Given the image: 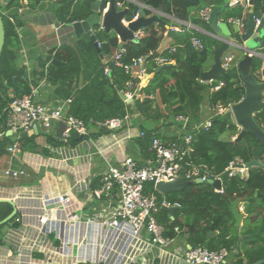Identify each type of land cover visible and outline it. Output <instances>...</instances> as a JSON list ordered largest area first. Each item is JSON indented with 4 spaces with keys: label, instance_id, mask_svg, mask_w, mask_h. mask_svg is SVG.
<instances>
[{
    "label": "trees",
    "instance_id": "16d2710c",
    "mask_svg": "<svg viewBox=\"0 0 264 264\" xmlns=\"http://www.w3.org/2000/svg\"><path fill=\"white\" fill-rule=\"evenodd\" d=\"M25 0H5L0 3V11L6 30V40L0 59V126L5 130L7 109L13 98L30 94L33 87H39L43 81L49 83L55 96L61 100L72 98L69 113L83 119L90 128L88 136L98 138L111 131L97 128L96 122L112 117L124 118L131 113H138L145 119L163 118V126L174 125L179 116L197 117L203 103L208 99L212 108L227 106L239 102L245 95V86L236 66L211 84L200 80L204 66L213 53L215 40L207 35L196 34L185 29H167L166 22H152L142 29V35L123 44L124 51L116 65L115 54L121 48L116 33L95 28L100 50L87 34L76 38L72 43H62L52 48L46 55L37 58V65L28 72L20 63L21 40L18 27L22 25L19 9ZM28 6L36 7L42 0H27ZM99 0H58L55 12L60 22L71 25L89 17L94 11L92 6ZM110 0H100L101 12ZM148 7L161 9L168 14H175L180 20H189L192 9L203 8L205 0H140ZM223 0H219L221 2ZM128 4L126 0H115ZM264 0H255V11L264 13ZM163 7L161 8V6ZM228 18L244 19L245 9L241 4L225 7ZM141 8L130 3L126 20L131 21ZM101 14V13H100ZM151 12L145 9V15ZM12 17L14 21L11 20ZM195 23L209 28L207 19L200 15L193 19ZM245 20V19H244ZM198 37L203 42V49H196L191 39ZM264 50V38L262 39ZM175 51L171 52V48ZM146 58V72L153 74L148 84L138 90L144 98H137L126 103L119 95L117 86L127 93L128 86L136 89L140 83L133 77L127 66L134 59ZM158 57L167 58L172 65L160 71ZM168 64V63H166ZM110 72L106 73V68ZM262 59L253 56L252 73L261 79ZM218 90L211 91L215 86ZM159 105L155 107L154 105ZM255 119L264 129V110L257 113ZM170 120V121H168ZM209 127L202 128L193 137V158L196 163L208 164L213 173L225 171L232 161L249 162L262 158L264 145L254 134L247 132L236 142L233 138L224 139L229 133L232 137L238 133L231 113L215 114ZM146 136H139L136 142L148 158H154L150 149L151 135L159 128L150 131L143 125ZM6 133L0 139V152L4 147ZM78 135L72 133L71 143H78ZM147 192L155 193L159 204L164 200L178 202L180 209L172 219L160 208L159 221L166 225V235L186 236L191 245L202 244L209 249H237L238 255L230 264H251L264 259V169L250 168L249 177H228L224 175V193L215 191L211 183H194L185 189L163 195L154 190L153 184L147 185ZM244 198L246 201L244 224L236 227L231 211V201ZM179 227L180 232H176ZM217 232L209 236L210 232Z\"/></svg>",
    "mask_w": 264,
    "mask_h": 264
},
{
    "label": "crops",
    "instance_id": "0c3cea01",
    "mask_svg": "<svg viewBox=\"0 0 264 264\" xmlns=\"http://www.w3.org/2000/svg\"><path fill=\"white\" fill-rule=\"evenodd\" d=\"M210 1L222 7L217 15L219 21H227L231 27L237 24L236 18L227 17L225 7H227L230 0H223L221 2L219 0ZM251 1L255 3V0H250L249 2L247 0H239L238 3L245 9V20L242 19L245 24L247 23L249 11L251 9L255 11L254 3L252 5ZM23 3V12L19 13L22 25L18 27L22 45L20 54L23 56V59H21L23 64L32 68L37 65V58L39 56L46 55L52 48L62 43L74 42L77 36L72 24L67 25L59 21L55 12L59 8L56 7L58 0H42L36 7L28 6L27 0ZM234 5L237 4H229V6ZM124 7L121 6L119 8L122 9ZM148 8L156 10L152 7ZM208 8L209 5L207 3L203 8L192 9L191 18L189 20H181L184 23H177L175 21L171 25L168 20L169 24H166V28L168 30L175 29V27L181 30L183 28L196 34L210 36L215 40L217 44L215 48H217L222 42L212 35L210 28H205L193 20L203 15L204 11ZM165 14L174 17V19L177 17L175 14ZM255 14L256 16L262 15L260 11H255ZM257 51V56L262 59L260 74L262 76L261 79H264L262 74V70H264V50L260 48ZM233 55L234 52L231 51L227 52L224 56ZM240 55L243 56L244 53ZM212 63L213 53L210 54L204 70L208 69ZM234 63L235 59L233 58L232 65ZM142 67L145 68V76H142V74L140 76L136 75L135 77L140 79L139 85L135 90L129 85L127 91L132 96L137 95V98L140 97L141 99L144 98V95L139 93L138 90L147 85L153 76V74L146 72V62L143 63ZM144 82L145 84L143 85L142 83ZM41 86L43 87V93L38 90V94H40L43 102L55 105L61 101V99L55 96L53 88L49 83L43 81ZM205 103H203V107ZM205 107L210 109L209 105H205ZM214 115H211L209 112H203L197 117L190 116L188 117L189 127L205 124ZM163 121V118L147 120L138 113H131L121 129L111 131L109 134H104L98 138L86 135L83 136V139H80L82 135L76 133L78 135V143L75 145L71 143V140L65 142L61 139L59 136L60 126L49 130L40 128L38 131H29L26 132V137L21 135L20 138L7 131V139H5L4 147L1 148L0 152V198L12 200L15 203L17 212L7 223L0 226L7 225L6 229L0 232V264H102L97 249L92 248V246L78 248L68 243L73 236L72 227L68 224L64 225L63 222L57 221L55 223V230L49 234L46 233L47 235L41 234L42 230L36 216L37 211L42 207L39 196L43 193L71 191L75 195V200L79 203L75 207H79L81 204L84 205V216L90 217L92 213L102 210L105 208L106 203L96 204L92 201V194L94 189L102 182L103 174L109 168V165H121V161L126 156L133 157L140 164H145L149 159H152L142 153L140 146L135 140L139 137L143 125L147 126L150 131L159 128L157 134L163 140H168L169 137L183 132V123L181 121L176 120L174 125L166 126H163ZM0 139H3V137L0 136ZM15 141L23 148L21 153L12 154L7 151V147ZM257 159L264 164V155L262 158ZM254 167L264 169V166ZM7 168L24 169L26 175L18 178L7 176L5 175ZM250 168L246 170L243 178L247 179L249 177ZM237 199H240L238 207L243 213V226L245 217L247 216L245 212L246 201L244 198ZM12 211L13 206L11 204L0 202V221L5 219ZM216 233L218 231H211L209 236ZM174 238L175 240L171 246L166 247L167 255L164 257L161 256V251L158 247L145 252V257L152 264H182V261L177 260L175 255L182 253L191 244L188 242L186 236L176 235ZM232 250L234 255L230 259V262L238 255L236 248ZM60 251L63 254H60Z\"/></svg>",
    "mask_w": 264,
    "mask_h": 264
},
{
    "label": "built area",
    "instance_id": "2783aa9c",
    "mask_svg": "<svg viewBox=\"0 0 264 264\" xmlns=\"http://www.w3.org/2000/svg\"><path fill=\"white\" fill-rule=\"evenodd\" d=\"M238 3L239 0H230L229 2L230 5ZM121 5L119 3L118 7ZM23 9L24 7L20 8L19 13H22ZM107 9L108 7L104 8L101 13L103 14ZM209 9H206L202 15L206 19ZM10 18L14 21L12 17ZM136 18L137 15L134 19ZM177 20L181 21L178 18ZM182 23L184 22L182 21ZM255 23L257 27L264 25V13L261 16H255ZM237 24L244 26L245 23L242 19H237ZM99 29H104L102 24ZM142 33V31L136 33V38L138 39ZM119 41L121 43L120 38ZM191 41L196 49H203L204 45L201 39L193 37ZM123 51L124 48L121 47L116 52V65H122L118 60ZM170 51H175V47L171 48ZM233 58V56H224L223 66L229 69L232 66ZM145 60L146 58L143 57L134 59L132 64L126 67L127 71H130L133 77L144 74L145 68L142 65ZM169 62L171 60L168 61L167 58H157V63L160 65ZM28 70H30L29 72L32 71L30 67ZM108 72L110 69L107 67L106 73ZM213 81L208 83L211 84ZM221 85L222 82L211 90H218ZM38 93V87H33L30 94L13 98L7 109L5 130H1L0 126V136L3 137L7 131H10L12 135L15 134L20 138L22 132L38 131L40 128L49 130L53 127H59L61 123L65 124L61 136L65 142L70 140L73 132L82 136L88 135L90 128L87 123L69 113L72 98L61 100L52 105L47 102L36 101L35 96ZM129 94L132 96L131 93ZM233 104L218 105L215 114L229 112L236 124L232 112ZM128 118L129 115L124 118L112 117L96 122V126L109 131H116L125 125ZM177 120L183 123V132L169 137L168 140H163L157 133L151 135L150 149L154 152L155 157L149 159L147 163L140 164L133 157L126 156L121 161V165H109L103 174L102 182L92 194V201L96 204L105 202V208L92 213L90 217L84 216L83 204L75 207L79 203L71 191L40 195L42 207L37 211L36 216L42 230L41 234H49L55 230L57 221L63 222L64 225L68 224L72 227L73 233L68 243L78 248L92 246V248L97 249L102 264H152L145 257V252L154 247L160 249L162 257L167 255L166 247L171 246L175 238L166 235V225L159 221L157 213L162 205L180 207V204L166 199L159 204L157 195L154 192H147V185L152 183L154 190L158 191V183L164 181L180 179L190 181L193 184H205L209 183V180L218 179L221 181V188L213 187L215 191L224 193V175L243 178L248 169L237 166V163L245 164L241 160L230 162L225 171L221 173H213L208 164L196 163L193 158V137L202 128L209 127L211 122L189 127L188 117L181 115ZM237 127L240 132V126L237 125ZM146 135L147 132L145 131L139 133V136ZM7 151L12 154L21 153L23 148L15 141L7 147ZM5 175L18 178L26 175V171L7 168ZM174 230L180 232L179 227H175ZM59 253L61 254L62 251ZM233 255V250L226 247L209 249L202 244H195L189 245L187 249L175 257L177 260H181L182 264H230Z\"/></svg>",
    "mask_w": 264,
    "mask_h": 264
},
{
    "label": "water",
    "instance_id": "95a60500",
    "mask_svg": "<svg viewBox=\"0 0 264 264\" xmlns=\"http://www.w3.org/2000/svg\"><path fill=\"white\" fill-rule=\"evenodd\" d=\"M206 1L210 8V13L207 17L210 31L212 35L215 38L219 39L222 43L219 47L214 49L213 63L208 69L203 70L200 80L202 82H209L211 80L218 79L223 74H226L229 69L223 66V57L227 52H234L233 56L235 59V63L233 65L237 67L242 83L245 86L244 97L239 102H236L232 105V112L235 122L241 128L239 134L234 140L238 142L247 132H250L254 134L255 137L264 145V129L262 125H260L255 119V115L264 110V79H258L251 70L253 56H257V50L263 48L262 39L264 38V25L260 27L256 26V14L255 11L251 9L247 16V23L244 25L245 28H243L244 26H241L239 24L231 27L227 21H219L217 18V15L222 7L214 4L210 0ZM130 3L131 2L128 1V4L124 8L120 9L117 6L115 0H110L108 3L107 11L102 14L100 0L95 2L92 6L94 12L89 15V17L84 20L75 21L72 23L77 38L81 37L83 34H87L90 39L95 42V45L100 50V45L99 41L97 40L95 28L100 27V25L102 24L104 28L103 30L107 32L113 31L117 34V36L121 40L120 47H122L124 43L136 40V33L142 31V29L150 23L166 22L157 14L146 16L145 8H141L139 10L137 18L135 20L126 22ZM253 3L254 2L251 1L252 5ZM162 7L163 5L161 6V8ZM234 35H236V37H234ZM5 40L6 30L3 16L1 15L0 11V59L5 45ZM241 53H244V55L241 56ZM145 62L146 60L144 61V63ZM169 65H172V63L160 65L156 69V72ZM262 74L264 76V70H262ZM117 89L119 91L120 97L126 103H132L137 99V95L130 96V94L122 91L119 86H117ZM38 90L43 93V87L41 85L38 87ZM59 128V136L61 137L65 129V124L61 123ZM22 136L26 137L27 133L22 132ZM80 139H83V136H81ZM237 166L250 168L254 166L263 167L264 164L257 158H254L251 161L246 162L245 164L237 163ZM209 183H211L216 188H221V181L218 179L209 180ZM190 185V181H183L178 179L174 181L160 182L157 185V189L163 194H169L172 192L181 191ZM0 202H7L13 206V211L5 219L0 221L1 226L7 223L16 214L17 209L15 203L10 199L0 198ZM239 202L240 199H235L230 203L231 211L234 215L237 227H241L243 221V213L239 210L238 207ZM179 209V206L162 205V210L166 211L172 219ZM251 264H264V259H260Z\"/></svg>",
    "mask_w": 264,
    "mask_h": 264
},
{
    "label": "rangeland",
    "instance_id": "374dc122",
    "mask_svg": "<svg viewBox=\"0 0 264 264\" xmlns=\"http://www.w3.org/2000/svg\"><path fill=\"white\" fill-rule=\"evenodd\" d=\"M127 2L128 1H130V2H132V3H135V4H137L139 7H142V8H147V9H151V8H148V6L146 7V5L142 2V1H140V0H126ZM0 3H5V0H0ZM122 5V7H124V4L123 3H121ZM121 6H119V7H121ZM108 7V6H107ZM150 12H151V14L152 13H154V14H157L158 16H160V17H162V18H164V19H167V20H169L170 21V23H171V25H173L172 24V22H177V23H182V21H178L177 20V17H175V19H174V17H170V16H168L167 14H165V13H163L162 12V10L161 9H156V10H150ZM150 14V15H151ZM126 22H128L127 20H126ZM170 26V25H169ZM169 28V27H168ZM175 29H177V30H181V29H179V28H177V27H175ZM183 29V28H182ZM95 33H96V31H95ZM20 59H23V56H22V54H20ZM20 63H22L23 64V62H22V60H20L19 61ZM23 65H25V64H23ZM25 67H26V69L28 70V67L25 65ZM31 70H33V67L32 68H30ZM30 70H28V72H29ZM146 74V73H145ZM145 74H142V76H145ZM152 74V73H151ZM222 76V75H221ZM220 76V77H221ZM219 77V78H220ZM208 83V82H207ZM143 85L145 84V82L144 83H142ZM128 93V92H127ZM129 94V93H128ZM35 100L36 101H42V98H41V96H40V94H37L36 96H35ZM208 103V104H206V103ZM204 107L202 106V109H201V111H200V113H203V112H209L211 115H213V114H215V112H217V110H218V108H212L211 107V105L209 104V102H208V99H206L205 101H204ZM160 105V104H159ZM158 105V103H156L154 106L155 107H157V106H159ZM205 105H209L210 106V109H208V107H205ZM161 107H162V105H160ZM200 113H199V115H200ZM256 116V115H255ZM203 118H204V116H203ZM202 117H201V119H203ZM168 121H170V120H168ZM239 134V131H238V133L235 135V136H231L229 133H226L224 136H223V138L224 139H230V138H233V139H235L236 137H237V135ZM6 226L7 225H5V226H3V227H0V232H3L5 229H6Z\"/></svg>",
    "mask_w": 264,
    "mask_h": 264
},
{
    "label": "clouds",
    "instance_id": "9594fccd",
    "mask_svg": "<svg viewBox=\"0 0 264 264\" xmlns=\"http://www.w3.org/2000/svg\"><path fill=\"white\" fill-rule=\"evenodd\" d=\"M135 20V19H134Z\"/></svg>",
    "mask_w": 264,
    "mask_h": 264
}]
</instances>
